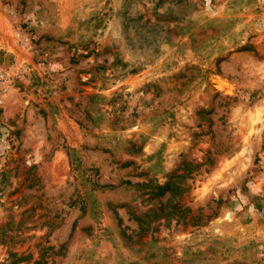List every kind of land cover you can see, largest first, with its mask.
Segmentation results:
<instances>
[{"label": "rangeland", "instance_id": "rangeland-1", "mask_svg": "<svg viewBox=\"0 0 264 264\" xmlns=\"http://www.w3.org/2000/svg\"><path fill=\"white\" fill-rule=\"evenodd\" d=\"M0 264H264V0H0Z\"/></svg>", "mask_w": 264, "mask_h": 264}, {"label": "built area", "instance_id": "built-area-1", "mask_svg": "<svg viewBox=\"0 0 264 264\" xmlns=\"http://www.w3.org/2000/svg\"><path fill=\"white\" fill-rule=\"evenodd\" d=\"M1 51V46H0ZM5 80V72L2 70L1 64H0V87L4 83Z\"/></svg>", "mask_w": 264, "mask_h": 264}]
</instances>
